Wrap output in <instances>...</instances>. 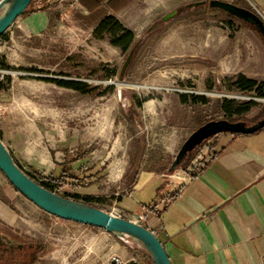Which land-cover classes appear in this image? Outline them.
<instances>
[{
	"label": "rangeland",
	"instance_id": "1",
	"mask_svg": "<svg viewBox=\"0 0 264 264\" xmlns=\"http://www.w3.org/2000/svg\"><path fill=\"white\" fill-rule=\"evenodd\" d=\"M78 1L35 0L0 38V136L5 118L8 137H19L18 151L10 149L8 137L3 140L36 180L48 178L50 170L41 164L42 151L32 154L36 145L49 151L51 162L57 151H63L62 161L83 160L115 189L119 179L143 171L169 175L183 144L208 122L233 119L251 126L264 118V95L244 90V81L252 80L264 93V38L210 6L213 0H135L109 16L107 5L99 14H82ZM214 1L256 11L249 0ZM40 6L50 8L52 18L34 34L23 22ZM56 141L65 146L56 150ZM196 156L188 155L176 172ZM85 182L73 180L79 184L74 193L99 191ZM12 191L18 196L13 202L7 196ZM0 196L17 202L16 229L31 232L19 236L0 220V264H28L55 245L65 264H111L116 245L128 251L124 262L151 259L133 240L48 216L1 170ZM97 204L108 211L114 206L109 199Z\"/></svg>",
	"mask_w": 264,
	"mask_h": 264
},
{
	"label": "crops",
	"instance_id": "2",
	"mask_svg": "<svg viewBox=\"0 0 264 264\" xmlns=\"http://www.w3.org/2000/svg\"><path fill=\"white\" fill-rule=\"evenodd\" d=\"M110 1L99 0L100 5L96 7L78 1L76 8L90 15L99 14L107 5L109 16L135 0L122 6L110 5ZM249 1L264 15V0ZM49 11L50 8L38 7L34 15L23 22L25 27L34 34L43 32L52 18ZM8 124L4 118L1 123L3 139L8 137ZM18 139L8 137L13 152L18 151ZM55 143L56 150L65 146ZM37 146L32 154L38 157L42 151L43 156L39 157L43 166L50 167L48 176L55 180L64 176L65 184L61 189L71 197L78 196L80 201L109 199L124 212L126 220L148 213L150 219L145 227L157 232L172 264H264V129L250 135L216 138L214 159L198 170L190 171L188 166L173 175L147 170L129 181L119 179L115 189L99 169L88 164L85 167L83 160L62 161L64 153L57 151L51 162L47 156L49 151L39 150ZM75 179L85 180V184H92L99 191L96 194L74 193L78 183L71 182ZM14 193L7 194L12 202L18 197ZM9 199L0 196V220L13 233L19 231V236L31 235L26 229H16L21 212L17 202L11 204ZM99 207L108 212L104 206ZM114 255L122 260L128 257L126 248L120 245H116ZM66 259L55 245L35 264H65Z\"/></svg>",
	"mask_w": 264,
	"mask_h": 264
},
{
	"label": "water",
	"instance_id": "3",
	"mask_svg": "<svg viewBox=\"0 0 264 264\" xmlns=\"http://www.w3.org/2000/svg\"><path fill=\"white\" fill-rule=\"evenodd\" d=\"M34 1L2 0L0 2V38L28 10ZM210 6L218 7L254 27L264 38V19L258 11H255V13L249 9L224 1L213 0L210 2ZM173 15L174 13L168 18L165 17L164 20L169 19ZM68 81L76 82L75 79H68ZM262 129H264V118L251 126L244 121L230 122L229 120H220L208 122L198 128L186 140L170 167L169 173H175L188 155L193 153L205 140L220 134L250 135ZM0 170L18 192L46 213L62 220L103 229L120 239L133 240L149 254L154 264H172L163 243L146 227L138 225L131 220L112 216L108 212L82 201L58 195L40 185L19 167L1 137ZM134 218L138 219L139 215L136 214ZM19 248L21 249L22 246H19ZM10 249L13 250L14 247L10 246ZM111 264L141 263L136 258L124 262L116 256L111 260Z\"/></svg>",
	"mask_w": 264,
	"mask_h": 264
},
{
	"label": "trees",
	"instance_id": "4",
	"mask_svg": "<svg viewBox=\"0 0 264 264\" xmlns=\"http://www.w3.org/2000/svg\"><path fill=\"white\" fill-rule=\"evenodd\" d=\"M79 1H80V3H82V4L85 5V6H89V3H92V4L94 5V7L100 5L99 0H79ZM122 1H124V0H111V1L109 2V4H110V5H113V6H115V5H118V6L121 5V6H122V5L126 4V3H130V2L133 1V0H128V1L125 2V3H122ZM92 4H91V5H92ZM90 9H91V8H90ZM249 10L255 12L253 9H249ZM255 13H256V12H255ZM108 20H110V18H108ZM104 24H105V23H104ZM105 25H106V24H105ZM249 26H250V25H249ZM250 27H252V26H250ZM252 28H254V27H252ZM244 82H245L244 90H247V91L258 90V94H259L260 96L264 95L263 90L258 86V83H257L256 81L245 80ZM71 84H73V83H71ZM71 84H69V85H71ZM71 86H75V87H76L75 84H73V85H71ZM76 89H77V87H76ZM228 112H229V111H226V113H228ZM229 113H231V112H229ZM229 121L235 122V121H237V120L230 119ZM202 126H203V125H202ZM19 167H20V166H19ZM20 168H21V167H20ZM28 175H29L30 177H32V179L36 180V178H34L31 174H28ZM36 181H37L40 185H42L43 187H45L46 189H48V190H50V191H52V192H55V193L58 194V195H61L59 189L63 188V186H64V184H65L64 176H63L60 180H55V179L52 178V176H50V177H48V178H44V179H43V178H40V179H38V180H36ZM64 197L69 198L68 196H64ZM72 199L77 200V201H80V198H79L78 196H74V197H72ZM100 201H101V199L88 198V199H86L85 201H82V202L87 203V204H89V205H92V206L97 207V208L100 209V207H99L98 204H97V203H99ZM37 260H38V259H37V255L32 256V259L30 260V262H29L28 264H35V263L37 262Z\"/></svg>",
	"mask_w": 264,
	"mask_h": 264
},
{
	"label": "built area",
	"instance_id": "5",
	"mask_svg": "<svg viewBox=\"0 0 264 264\" xmlns=\"http://www.w3.org/2000/svg\"><path fill=\"white\" fill-rule=\"evenodd\" d=\"M2 1V0H1ZM0 1V2H1ZM264 19V15L260 12H258ZM212 138L205 140L196 150L197 151V156L193 160L192 164L189 166V170H198L200 167L206 165L210 161H212L215 157V151L213 148V144L211 143ZM109 214L112 216L118 217V218H123L124 219V212L117 206L114 205L110 211H108ZM149 214L148 213H143L139 215V218H132L131 221L134 223L144 226L149 222ZM155 235L157 234L156 231H152ZM141 264H154V262L151 261V259H146V258H140L138 260Z\"/></svg>",
	"mask_w": 264,
	"mask_h": 264
},
{
	"label": "flooded vegetation",
	"instance_id": "6",
	"mask_svg": "<svg viewBox=\"0 0 264 264\" xmlns=\"http://www.w3.org/2000/svg\"><path fill=\"white\" fill-rule=\"evenodd\" d=\"M206 3V1H202V2H200V3H198V4H200V6H202V5H204ZM209 5H210V1H209ZM230 122H232V121H230ZM235 122H238V121H235Z\"/></svg>",
	"mask_w": 264,
	"mask_h": 264
},
{
	"label": "bare ground",
	"instance_id": "7",
	"mask_svg": "<svg viewBox=\"0 0 264 264\" xmlns=\"http://www.w3.org/2000/svg\"><path fill=\"white\" fill-rule=\"evenodd\" d=\"M139 89H145L146 87H138Z\"/></svg>",
	"mask_w": 264,
	"mask_h": 264
}]
</instances>
